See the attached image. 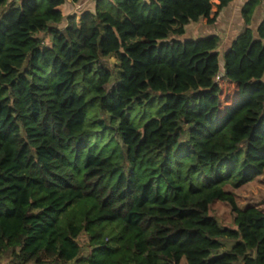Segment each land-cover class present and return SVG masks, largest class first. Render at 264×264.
Returning a JSON list of instances; mask_svg holds the SVG:
<instances>
[{"label":"trees","instance_id":"16d2710c","mask_svg":"<svg viewBox=\"0 0 264 264\" xmlns=\"http://www.w3.org/2000/svg\"><path fill=\"white\" fill-rule=\"evenodd\" d=\"M80 1L0 18V264H264V210L226 190L264 174V17L249 28L262 0L242 5L222 67L219 37L167 39L234 0L63 15Z\"/></svg>","mask_w":264,"mask_h":264},{"label":"rangeland","instance_id":"374dc122","mask_svg":"<svg viewBox=\"0 0 264 264\" xmlns=\"http://www.w3.org/2000/svg\"><path fill=\"white\" fill-rule=\"evenodd\" d=\"M21 0H7V3L5 6L0 8V18L9 11V8L16 4V6L19 4ZM94 0H82L78 3L72 4L70 2H67L61 9L63 12V15L67 17L71 14H79L84 10H91L93 7ZM214 10V8H212ZM259 12L261 15H264V1H261V5L259 7ZM260 15V18H261ZM256 19V20H255ZM259 17H253L252 23L254 21H257ZM65 25V20L62 21V23L57 26L56 28L62 29ZM186 37V36H185ZM209 37V36H206ZM38 38H40L43 41V46H46L49 44V38L47 34H39ZM174 36H169L167 40L174 39ZM180 38V37H179ZM222 50H220V59H219V65L222 67L223 65V59H222ZM116 66V62L114 58L108 59V70L114 71ZM228 91V90H227ZM226 190L230 193H232L235 197L236 204L239 209H244L247 206H254L261 210H264V174L258 178H255L251 182L241 186L240 188L233 189L232 187H226ZM209 215L214 217L222 226L234 228L233 223V215L231 213L230 207L227 204L221 203V202H215L213 203L209 208ZM79 243L87 247V240L85 235H82L79 239ZM1 264H7L6 261L2 262ZM181 264H186L184 260H182Z\"/></svg>","mask_w":264,"mask_h":264},{"label":"crops","instance_id":"0c3cea01","mask_svg":"<svg viewBox=\"0 0 264 264\" xmlns=\"http://www.w3.org/2000/svg\"><path fill=\"white\" fill-rule=\"evenodd\" d=\"M245 1L246 0H234L218 14L215 23L212 25L208 24L206 19L200 20L195 24L186 26L184 29V35L180 38L175 37L174 39L186 41L198 40L206 36H217L220 39L218 52L220 54V50H222L221 53L223 54V52L231 46L235 38L244 30L240 11ZM214 4L216 5L217 1H214ZM259 7L260 5L255 9L251 17L249 28L253 31L264 17V15H261L259 12ZM213 8L214 10H212L210 18H212L217 10L216 6H213ZM253 17H259V19L252 23Z\"/></svg>","mask_w":264,"mask_h":264}]
</instances>
